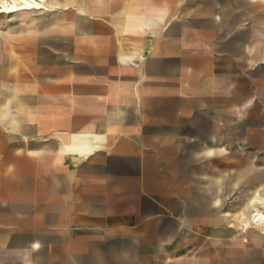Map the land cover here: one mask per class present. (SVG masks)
Returning <instances> with one entry per match:
<instances>
[{
  "label": "crops",
  "instance_id": "crops-1",
  "mask_svg": "<svg viewBox=\"0 0 264 264\" xmlns=\"http://www.w3.org/2000/svg\"><path fill=\"white\" fill-rule=\"evenodd\" d=\"M176 2L40 0L36 8L0 12L9 17L20 13L21 22L30 23L28 27L1 24L0 43L5 37L10 40L16 37L20 43L45 41L70 52L71 69L56 67V73H52L38 67L29 71L26 64L19 62L20 67L15 70L18 60L24 61L19 57L9 62L6 73L0 76V124L8 129L26 123L39 131L29 140L40 144L29 146V154L41 152L46 147L43 143H48L49 148L47 161L35 163L28 171L35 181L34 190H48L47 195L35 191L33 207L21 214L18 206L21 195L10 192L0 181L6 189L7 208L21 215L19 222L23 219L28 225L47 227L48 258L54 259L55 264H172L176 259L191 258L187 251L190 247L179 250L184 240L190 241L194 235V219L186 220L185 202L188 200L187 205L194 208L199 190H204L205 204L214 209L210 215L215 221H226L225 217L230 215V225L253 223L260 234L264 233V220L246 219L253 206L264 213V187L257 180L248 179L244 162L226 177L219 168L204 169L201 173L193 171L191 180H185L184 164L179 160L183 140L195 144L196 132L202 125L207 130L213 121L212 111L200 110L201 105H206L205 100H200V106L183 110L180 122L170 124L169 128L151 125L145 131L142 127L145 115L137 106L138 92L129 90L131 84L138 86L140 76H131V68H140L135 63L146 59L153 39L163 36L170 22L204 6L202 0ZM228 3L229 0L216 4L211 16L214 24L233 17L226 13ZM31 11H48L50 15L27 20V12ZM244 11L246 15H240L241 18L248 16V9ZM69 17L71 20L66 21ZM193 23L199 37L206 38L210 32L217 35L211 31V23L201 16ZM92 30L110 35V40L105 36L98 42L91 40ZM233 31L225 38L232 36ZM102 52L107 55L104 60L98 59ZM189 55L194 64L202 51ZM73 56L77 59H72ZM259 57L264 61V48ZM212 63L205 72H212ZM187 72L189 77L183 76L180 84L172 82V91L167 95L153 92L149 96L143 92L146 109L152 116L178 92L187 97L189 93L214 88L201 81L203 73L191 80L196 71ZM31 96L35 98L33 104L27 103ZM42 97L48 102L43 103ZM191 101L196 102L195 95ZM245 108L235 104L234 117L241 118ZM187 128L193 133L185 137ZM16 135L22 139L7 142L0 136V160L9 156L11 164L13 158H22L17 143L28 139ZM214 139L219 141L216 132L199 149L200 154L213 157L225 150L221 144L216 146ZM37 146L40 151L35 149ZM174 156L178 159L171 162ZM200 174L205 177L204 183L200 182ZM258 178L264 180V172ZM240 181L250 188L242 189L245 191L237 208L234 210L231 205L220 210L222 199L216 190L225 182L231 190ZM45 243L43 236L34 237L27 245L30 255L25 259L33 255L34 263L45 258L46 255H37ZM231 252L236 256L232 264H255L241 258L238 248Z\"/></svg>",
  "mask_w": 264,
  "mask_h": 264
},
{
  "label": "rangeland",
  "instance_id": "rangeland-1",
  "mask_svg": "<svg viewBox=\"0 0 264 264\" xmlns=\"http://www.w3.org/2000/svg\"><path fill=\"white\" fill-rule=\"evenodd\" d=\"M5 8V6H4ZM248 9L249 15L247 17L240 18L238 21L237 29L242 32L250 24L251 19L254 16L262 15L264 19V0H260L259 6L256 5L255 0H249L246 4L240 0H229L228 7L226 8V13L233 17H239L245 9ZM6 12L7 11H1ZM27 20L31 17L41 16L42 18H47L50 13L48 11H34L27 12ZM1 23L0 25H11L14 27H28L29 22H21L22 14L16 13L12 17L7 16V14L0 13ZM264 27V22L262 23ZM261 28L257 27L255 33L252 37L251 49L246 52V55L235 60V71L238 75L237 83L242 82L245 78L253 76L258 80V76L261 70H264V61L260 60L259 53L264 48V33L261 32ZM209 40L208 46L211 47L212 41L214 42L217 38L215 33H207L205 35ZM229 37V36H227ZM40 43H32L31 41H25L23 43L18 42L15 37L13 40L5 37L0 43V76L4 75L5 69L9 62H14L15 59L23 57L24 61L18 60V63L14 65V69L17 70L22 62L27 65V69L34 70L38 67H42L56 73L54 69L56 67H63L65 69H71L72 64L69 60L71 59L70 52L65 48L60 49V46H50L44 41ZM48 42V41H47ZM203 49L202 54H211L209 47ZM215 56V60L212 63L211 70L215 73L217 79L221 77L218 63L220 58L226 54V50H218L212 53ZM79 58V57H78ZM72 59H77V56H73ZM252 59V61L250 60ZM59 61V62H57ZM32 70V71H33ZM251 81L248 84V93L251 96L256 95L259 82ZM216 92V97L221 98L222 95L218 92L217 87L213 88ZM35 98L30 97L29 101L33 104ZM42 102H48L47 98L42 97ZM218 109V108H217ZM245 115L243 119L235 118L233 116V122L240 125L239 130L236 134L237 137L234 141H230L231 137L235 135V132L229 133L228 127L229 122H224L222 119L217 118L215 123L218 127L217 136L219 141L215 144L216 146L222 145L225 150L220 153H216L213 157H208L202 155V157L196 158L197 160L191 164L195 167V171L198 168L203 167L205 163L212 165V169L217 171L219 168L221 174L226 177L228 173L232 174L236 169L244 162L247 169V177L249 180H257L259 184L264 187V180L259 179L258 176L264 172V120L256 121V112L253 107L245 108ZM243 110V111H244ZM264 110V109H263ZM244 135V140H240L241 135ZM0 136L3 140L7 142L10 140H21L22 138L16 134L9 132L3 125L0 124ZM188 135L186 134L185 137ZM243 137V136H242ZM233 138V137H232ZM6 142V144H7ZM244 143H248L247 146ZM1 153V152H0ZM201 173V172H200ZM200 174V180L202 183L205 182V177ZM245 179V178H244ZM228 185V184H227ZM226 185V182L222 184L220 190H216V194L222 199L221 209L225 207H231L235 210L238 203L243 198L242 190L246 184L242 185L241 181L233 185L230 190ZM5 188L0 183V264H10L13 261L22 260L26 261V257L30 255V250L27 246L20 245V238L22 230L28 229H39L42 231L43 239L46 240L43 250H45L46 257L40 260L34 261L32 264H55V260H49V244L48 240V229L45 226H33L28 225L30 223L25 222L23 219L19 222L21 215L19 213H12L7 208L6 203V193ZM215 194V192L212 190ZM247 192V191H246ZM204 190H199L198 194H195L194 208L188 206L187 196L185 200L186 220L190 217L194 219L193 222V237L192 240H184L182 243V248L179 251L186 250L192 254L191 258H181L180 260L192 261L195 264H232L235 261V257L231 251L232 249L238 248L241 251V258L246 261H254L255 264H264V233L260 234L258 232V227L253 223L247 225H241L240 227H234L230 225L231 216H226V221H215L212 219L210 213L214 210L212 207L207 206L201 199L204 195ZM212 194V193H211ZM211 194L210 198H211ZM199 196V197H198ZM193 211H192V209ZM230 212L232 211L229 210ZM8 217V219H7ZM21 225H19V224ZM189 230V229H187ZM189 239V238H187ZM188 241V242H187ZM235 247V248H234ZM187 252V253H188ZM239 258V257H238ZM61 260H57V263ZM108 262H113V260H106ZM65 260H62L64 263Z\"/></svg>",
  "mask_w": 264,
  "mask_h": 264
},
{
  "label": "water",
  "instance_id": "water-1",
  "mask_svg": "<svg viewBox=\"0 0 264 264\" xmlns=\"http://www.w3.org/2000/svg\"><path fill=\"white\" fill-rule=\"evenodd\" d=\"M240 1L246 3L248 0ZM202 2H204V6L196 8L194 12L180 15L179 20L170 22L168 30L163 36L153 39V46L150 54L145 60H143L142 63H135L137 65L140 64V68H131V76H140L138 86H136V83L129 85V90L133 92L136 90L138 92L139 101L137 102V106L142 114L145 115V120L142 123V127L145 131L146 128L151 125L161 128H169L168 126H170V124L175 122L179 123L181 112L192 105H199L200 100H205V102H207L204 106L199 105L201 112L207 110L213 112V121L210 123L208 129H204L206 127L202 125L201 130L196 132L195 144L189 143L187 139L183 140V146L179 152V160L183 161L182 163L184 164L186 181L191 180L190 177L193 171L197 173L202 172L204 169L215 171L211 168L212 165L207 163L195 171L196 169L190 164V161L202 157L203 154H200L199 149L204 143L210 141L212 132H217L218 127L215 123L217 118L222 119L224 122L233 121V106L236 104L240 107L245 105L246 108L252 106L256 112V121L260 122L264 120V70H261L259 73V81H256L257 79L252 76L251 80L249 78H245L240 83H237L238 75L235 71V60L239 57L243 58L246 55L247 48L249 50L251 49L250 42L253 40L252 37L256 28L260 27L262 30L261 32L264 33V27L262 26V23L264 22L263 16H254L246 29L239 32L236 30V26L240 18L246 15V11L242 12V16L222 19L220 24H214V21L211 20V16L216 10V4H224L226 3V0H202ZM255 2L256 5L259 6L260 0H255ZM175 3H177L176 0ZM198 16H201L209 21L212 27L211 31L217 32L216 40L211 43L212 47L208 46L209 40L207 38L199 37L197 35L198 31L193 26V21ZM69 20H71L70 17L66 18V21ZM232 30H234L233 35L226 39L225 35ZM103 36H105V39L110 40V35L100 34L94 30L91 31L90 35L91 40L95 42L100 41ZM207 46L209 47L211 54H202L199 58L195 59L194 64L191 63L193 58H191L189 53L192 51H203V49ZM223 49H226V54L220 58L218 63L221 77L217 79L215 74L211 71L208 73L205 71L215 60V56H213L212 53ZM106 58L107 55L103 54V52L98 56V59L104 60ZM192 69L196 71V73L194 78H191V80L196 78L198 79L199 72L203 73L201 81L212 87H217L218 92L221 93L222 97L217 98L214 90L205 92L195 91L193 93H189L187 97H183L178 92L172 100L157 108V115L152 116L149 109H146L143 92H146L149 96L153 92H159L160 94L167 95L170 91H172V82L174 84H180L183 76L186 75L189 77V73L187 71ZM251 81L259 82L255 97L249 95L248 93V84ZM193 95L196 96V102L194 103L191 101ZM29 99L30 97H28L27 103L31 104ZM244 115L245 110L242 113L241 119L245 118ZM239 127L240 125L236 122L229 125L228 130L235 132V135L232 136L233 138L231 137L230 139L231 142L234 141V139L239 138L236 136ZM7 130L15 134L23 135L26 139H28L17 143L20 146L19 152L22 158H13V162L11 164L9 156H5L0 160V181L6 188L11 190L10 192H15L21 195L18 200V206H20L19 212L21 214H26L35 203L33 197V193L35 191H40L46 195L48 193V190H34L35 181L32 179V175L28 172L29 169H33L35 163L47 161L49 150L47 147L48 143L42 144L46 145V147L43 148L41 152H38L37 154H29V146L40 144L29 140L34 136V134H38L39 131L32 129L31 126L26 125V123L23 125L13 126ZM185 133L191 134L193 132L192 129L187 128ZM146 137L149 138L148 134H146ZM240 140H244L243 134L241 135ZM214 141L217 140L214 139ZM155 142L158 144L160 143V141ZM244 145L247 146L248 143H244ZM35 149L40 151L39 149L41 148L37 146ZM173 159H178V156L171 158V162ZM196 182L198 183L199 179L196 180ZM204 195H202L200 200L207 203V199ZM21 234L20 245L23 246L29 245L34 237L43 236L42 232L35 229L22 230ZM38 253V256L46 255L45 250H41ZM32 256L26 261L17 260L11 262L10 264H32L34 260ZM184 261L176 259L172 264H195L189 260L186 262Z\"/></svg>",
  "mask_w": 264,
  "mask_h": 264
},
{
  "label": "bare ground",
  "instance_id": "bare-ground-1",
  "mask_svg": "<svg viewBox=\"0 0 264 264\" xmlns=\"http://www.w3.org/2000/svg\"><path fill=\"white\" fill-rule=\"evenodd\" d=\"M39 6L40 0H0V12L4 11V9L7 12H11L20 9L36 8ZM251 211L252 212H250L249 216H247L246 219L249 218L254 221L264 220V213L260 212L257 208H255V206H253V209H251Z\"/></svg>",
  "mask_w": 264,
  "mask_h": 264
}]
</instances>
